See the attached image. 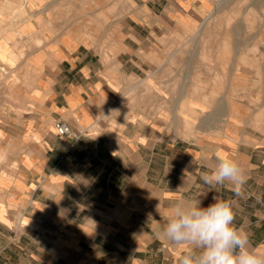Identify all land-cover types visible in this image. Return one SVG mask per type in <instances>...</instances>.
Returning a JSON list of instances; mask_svg holds the SVG:
<instances>
[{"label":"crops","instance_id":"0c3cea01","mask_svg":"<svg viewBox=\"0 0 264 264\" xmlns=\"http://www.w3.org/2000/svg\"><path fill=\"white\" fill-rule=\"evenodd\" d=\"M218 1L0 0V64L29 65L28 83L0 93V264H178L186 246L160 235L171 206L215 195L234 202L235 226L264 253V57L240 60L252 47L241 18L216 30L218 49H230L218 63L231 69L201 135L164 132L143 88L131 110L114 108L126 76L157 70L160 41L224 11ZM59 120L73 134L59 135ZM221 156L247 174L240 196L200 180Z\"/></svg>","mask_w":264,"mask_h":264},{"label":"rangeland","instance_id":"374dc122","mask_svg":"<svg viewBox=\"0 0 264 264\" xmlns=\"http://www.w3.org/2000/svg\"><path fill=\"white\" fill-rule=\"evenodd\" d=\"M217 5L218 8H224L225 10L213 12L207 17L202 26L195 27L184 34L174 33L170 39L160 41L163 46L161 50L162 56L160 61H155L158 68L156 71H148L147 74H151L143 82L132 75L126 76L127 84L132 91L130 90L128 95L121 94L117 97L118 104L114 105L116 113L122 115V109L126 105L129 107L128 111L131 110V107L135 106V90L143 88L148 100L145 105L147 116L150 117L153 113L154 115H159L161 128L164 132L178 136L188 135L195 137L201 135L202 119L211 115L212 112L208 109H211L220 98L222 99V95L219 94V91L221 92L223 89L221 79L224 75L222 72L225 71V75L228 77V71L231 69L230 65H228L229 61L226 59L225 66L218 63L221 57L223 58L229 54L230 49L224 48L222 52L218 49L217 45L221 40L220 37L217 39L216 30L220 28L222 30L223 27L230 28L241 18L247 25L245 36L249 40L248 43L252 44V47H245L239 50L240 60L249 59L256 61L262 60L264 57V47L260 49V45H264V0H219ZM231 7L253 9L248 10L243 16L228 15L226 9ZM58 19L57 17L56 21ZM247 23L251 26L248 27ZM212 29L213 31H211ZM221 34L223 37V35L228 33ZM258 36L262 37L259 38ZM223 38L226 41L227 38ZM175 40H177V44L182 43L181 45H184V47L176 49H174V46L170 47ZM210 41L211 44L213 42V47H210ZM99 50L104 62L109 63L111 60L106 55V49L101 47ZM116 51L117 49L114 48L113 52ZM222 58L221 60H223ZM109 65L110 69H113L115 73L119 72V64L110 63ZM19 66L15 64H0V93L7 94L9 91L7 87L9 88L11 84H14V79H9L12 75L10 73L21 68V66L25 68L22 67L21 71H17L18 74L15 73L18 76L15 78L18 83L16 89L18 90L21 84L27 83L23 82L21 78L26 75L25 73L29 74V65L23 64ZM10 67L13 68L10 69ZM8 76L10 77L7 78ZM154 77L157 79L153 80ZM17 90L14 89V91ZM232 98L226 99L230 107H234V104H236ZM9 99L15 100L16 98L10 96ZM210 99L214 101L212 102ZM257 99H255V103L258 102ZM168 104L172 106H168ZM207 105H209V108H207ZM203 109L204 111L202 112ZM230 116L235 119L231 114Z\"/></svg>","mask_w":264,"mask_h":264},{"label":"clouds","instance_id":"9594fccd","mask_svg":"<svg viewBox=\"0 0 264 264\" xmlns=\"http://www.w3.org/2000/svg\"><path fill=\"white\" fill-rule=\"evenodd\" d=\"M247 174L231 158L218 157L201 182L210 189L229 185L242 194ZM234 202L218 195L202 206L199 197L181 199L170 208L160 235L177 246H186L178 264H264V253L253 249L249 236L234 224Z\"/></svg>","mask_w":264,"mask_h":264},{"label":"bare ground","instance_id":"6f19581e","mask_svg":"<svg viewBox=\"0 0 264 264\" xmlns=\"http://www.w3.org/2000/svg\"><path fill=\"white\" fill-rule=\"evenodd\" d=\"M13 2H15V1H13ZM27 3H28V2H27ZM114 3H115V2H114ZM40 8H41V7H40ZM40 8H39V10H40ZM45 8H46V7H45ZM210 12H211V10H210ZM211 13H212V12H211ZM16 14H17V13H16ZM209 15H211V14L209 13ZM209 18H210V17H209ZM245 18H246V17H245ZM259 19H261V18H259ZM14 21H15V20H14ZM250 21H251V20H250ZM250 21H249V22H250ZM251 22H253V21H251ZM244 23H245V22H244ZM247 24H248V23H247ZM248 25H249V24H248ZM250 26H251V25H249L248 27H250ZM246 27H247V25H246ZM6 28H7V27H6ZM4 29H5V28H4ZM0 31H1V30H0ZM3 32H4V31H3ZM246 32H247V31H246ZM260 33H261V32H260ZM29 34H30V33H29ZM258 35L260 36L259 33H258ZM261 35H262V33H261ZM259 36H258V37H259ZM2 37H3V36H2ZM261 37H262V36H261ZM261 37H259V38H261ZM3 38H4V37H3ZM259 38H258V39H259ZM260 40H261V39H260ZM260 40H259V41H260ZM261 41H262V40H261ZM261 41H260V42H261ZM2 51H3V49L0 48V52H2ZM24 51H25V50H24ZM3 54L5 55V53H3ZM22 59H23V58H22ZM8 60H9V59H8ZM23 60H24V59H23ZM162 64H163V63H162ZM22 65H23V64H22ZM20 66H21V65H20ZM20 66H19V67H20ZM22 67H23V66H21V68H22ZM21 68L15 70L13 73H10V74H12L11 77H10V76L7 77V78L10 77L9 79H14V81H13L14 84H11L10 86L8 85L9 88L7 87V89H8L9 91H12V93L15 92L14 89L17 90L16 88L18 87V83H17V81H15V78L18 77L16 74H18L17 71H21V70H22ZM23 68H25V67H23ZM1 69H2V68H1ZM15 73H16V74H15ZM10 74H9V75H10ZM25 74H26V73H25ZM19 75H20V74H19ZM26 75H27V74H26ZM21 80H22L23 82H26L23 78H21ZM19 83H20V82H19ZM27 83H28V81H27ZM193 85H194V83H193ZM15 86H16V87H15ZM20 86H21V85H20ZM20 86H19V87H20ZM191 86H192V85H191ZM191 88H193V87H191ZM194 89H195V88H194ZM9 91H8V92H9ZM17 91H18V90H17ZM195 91H196V90H195ZM7 94H8V93H7ZM13 94H14V93H13ZM211 94H212V93H211ZM210 100H211V99H210ZM208 101H209V100H208ZM211 101H212V100H211ZM213 101H214V100H213ZM213 101H212V102H213ZM219 107H221V105H219Z\"/></svg>","mask_w":264,"mask_h":264},{"label":"built area","instance_id":"2783aa9c","mask_svg":"<svg viewBox=\"0 0 264 264\" xmlns=\"http://www.w3.org/2000/svg\"><path fill=\"white\" fill-rule=\"evenodd\" d=\"M54 129L59 135L62 136H68L70 134H73L70 126L67 123L60 120L54 122Z\"/></svg>","mask_w":264,"mask_h":264}]
</instances>
